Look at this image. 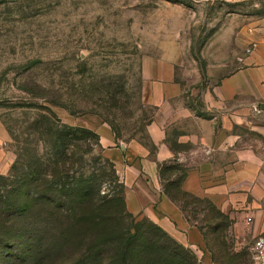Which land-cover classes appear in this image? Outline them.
Segmentation results:
<instances>
[{"label": "rangeland", "instance_id": "obj_1", "mask_svg": "<svg viewBox=\"0 0 264 264\" xmlns=\"http://www.w3.org/2000/svg\"><path fill=\"white\" fill-rule=\"evenodd\" d=\"M263 18L264 0H0V128L8 134L0 142V176L19 167L24 147L31 153L37 150L46 163L51 151L39 128L65 129L70 121L99 119L110 126L117 145L136 142L151 152L145 128L158 109L145 103L142 93L154 65L172 64L182 87L177 104L201 112V91L217 76L238 68L239 57L253 51L256 41L245 38ZM173 103L168 101L158 116L169 119ZM236 130L246 143L239 148L248 144L260 156L264 171V122L248 116ZM177 133L175 128L167 130L175 159L166 164L173 173L160 179L162 189L172 183L177 189V177L189 163L183 159L192 147L177 143ZM72 134L78 138L77 159L60 182L73 186L82 204L91 198L104 204L114 196L108 206L119 215L106 221L121 236L132 235L137 225L160 227L146 216L129 213L122 179L95 132L88 129L84 138L76 130ZM72 149L70 145L65 151L69 155ZM213 157L222 159L223 154ZM263 178L254 189L264 188ZM254 193L261 197L263 192ZM253 211L237 205L227 214L230 223L220 240L238 264H254L249 249L257 234ZM249 215L253 222L247 225ZM201 217L199 213L198 223ZM160 228L199 264L195 247ZM80 236L81 231L70 230L65 238L76 241Z\"/></svg>", "mask_w": 264, "mask_h": 264}, {"label": "crops", "instance_id": "obj_2", "mask_svg": "<svg viewBox=\"0 0 264 264\" xmlns=\"http://www.w3.org/2000/svg\"><path fill=\"white\" fill-rule=\"evenodd\" d=\"M245 39L251 43L256 41L253 51L239 57L238 68L217 76L212 85L201 91L205 103L201 112L177 104L182 87L175 79L174 66L170 63L154 65L150 70L152 73L145 76L143 101L155 105L158 113L168 101L174 103L169 119L165 120L157 113L146 125L147 140L153 148L151 152L136 142L117 145L110 126L99 119L89 123H67L97 134L104 156L111 161L124 184L127 210L148 217L178 241L195 247L197 254L204 253V262L210 259V254L205 249L203 236L164 193L158 169L160 163L175 159V152L166 140L169 127L175 128L178 131L176 142L192 147L183 159L189 163L181 189L210 199L226 214L237 205L253 208L256 231L263 229L264 188L254 189L263 184V163L260 156L247 147L248 144L239 148L246 143L236 128L248 116L264 122V111L261 110V104H264V18ZM7 139L8 134L0 128V142ZM220 153L222 159L213 157ZM256 190L263 192L261 197H256Z\"/></svg>", "mask_w": 264, "mask_h": 264}, {"label": "trees", "instance_id": "obj_3", "mask_svg": "<svg viewBox=\"0 0 264 264\" xmlns=\"http://www.w3.org/2000/svg\"><path fill=\"white\" fill-rule=\"evenodd\" d=\"M64 128H39L44 144L50 146L46 163L37 150L31 153L24 147L19 153V167L13 166L8 175L0 176V264H198L190 251L154 224L137 225L132 235L117 234L106 221L119 215L108 206L115 201L114 196L104 204L92 198L82 204L73 195L75 188L60 182L61 176L73 170L79 149L74 144L78 138L69 135L76 130L84 138L88 132L68 124ZM70 145L75 149L68 155L65 150ZM169 162L159 164L160 179L173 173L166 167ZM185 175L186 170L177 177V189H172L174 183L167 184L164 193L199 229L206 251L217 257L218 264H238L239 259L230 255L220 240L230 223L229 216L210 199L181 189ZM70 230L81 231L80 239L67 240L65 235Z\"/></svg>", "mask_w": 264, "mask_h": 264}, {"label": "built area", "instance_id": "obj_4", "mask_svg": "<svg viewBox=\"0 0 264 264\" xmlns=\"http://www.w3.org/2000/svg\"><path fill=\"white\" fill-rule=\"evenodd\" d=\"M246 50L247 52H249L251 49L248 47ZM252 222V216L249 215L245 218V223L247 225H250ZM249 249L254 264H264V228L257 232V234L254 236V239ZM198 259L199 264H218L211 258L207 262H204V253L200 254Z\"/></svg>", "mask_w": 264, "mask_h": 264}, {"label": "water", "instance_id": "obj_5", "mask_svg": "<svg viewBox=\"0 0 264 264\" xmlns=\"http://www.w3.org/2000/svg\"><path fill=\"white\" fill-rule=\"evenodd\" d=\"M261 110L264 111V104H261Z\"/></svg>", "mask_w": 264, "mask_h": 264}]
</instances>
